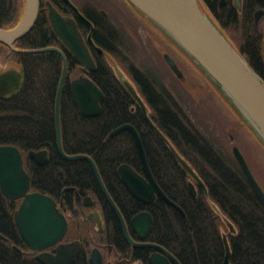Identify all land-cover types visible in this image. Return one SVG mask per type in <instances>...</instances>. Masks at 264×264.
Returning <instances> with one entry per match:
<instances>
[{"label":"trees","instance_id":"trees-1","mask_svg":"<svg viewBox=\"0 0 264 264\" xmlns=\"http://www.w3.org/2000/svg\"><path fill=\"white\" fill-rule=\"evenodd\" d=\"M226 1L227 5L222 6L220 0H200L203 6L212 9L215 16L208 14L228 40L263 77L262 35L254 26L252 14L255 9H264V0H242L241 9L234 7L232 0ZM23 10L24 4L10 6L0 1V27L15 26ZM144 18L167 40L160 41L163 50L172 57L171 52L185 59L195 70L191 78L187 77L191 85L198 83L214 92L211 87H215L214 84L200 67L164 31ZM44 19V14L39 13L32 29L17 39L14 46L18 49L59 47L52 33L46 32ZM113 41L118 40L114 38ZM135 49L131 41L128 44L121 42L111 56L97 59V68L89 76L104 93V99L100 113L95 116H84L74 102L70 80L78 74L77 61L63 50L67 60L60 101L64 151L92 157L127 223L141 210L150 212L153 222L148 240L165 247L181 264H223L224 234H227L230 244V264H264V207L233 153L234 164L200 131L170 90L154 76L152 68L140 69L137 66L132 57L135 54L134 57L138 58ZM149 59L151 64L155 63L154 59ZM0 61L18 64L22 73L18 91L0 94V145L12 144L19 148L24 168L30 176V190L51 196L58 206L62 196L66 203L77 201L81 194H91L102 209L106 222V229L100 235L103 236L100 238L102 249L121 259L123 264L130 256L142 258V264H149V249H132L125 242L118 219L102 194L88 161L66 160L58 153L55 104L62 57L52 50L16 52L0 42ZM162 62L168 67L164 58ZM117 68L132 82L145 102L152 122L200 176L207 192L184 169L167 140L146 119L139 103L119 78ZM124 123H131L138 131L154 178L184 214L159 198L143 204L132 197L122 184L118 173L122 163L143 173L132 134L124 130L110 136L113 129ZM245 126L262 144L252 129L247 124ZM41 149L48 151V161L38 165L27 154ZM190 180L196 185L195 196L188 188ZM20 201L6 197L0 190V234L5 237L0 238V263L42 264L33 254L26 252L29 248L19 233L16 213ZM229 223L234 231H230ZM106 231L110 241H106ZM12 245L20 247L23 252H17ZM87 252V248H82L71 264H87Z\"/></svg>","mask_w":264,"mask_h":264},{"label":"water","instance_id":"water-1","mask_svg":"<svg viewBox=\"0 0 264 264\" xmlns=\"http://www.w3.org/2000/svg\"><path fill=\"white\" fill-rule=\"evenodd\" d=\"M66 1L70 2L69 0ZM127 1L164 31L200 67L219 91L238 109L239 114L264 143V79L256 73L249 65L247 59L228 40L212 20L200 0ZM224 1L221 0V3H224ZM233 3L236 8L241 9L242 0H233ZM73 7L77 10L75 6ZM261 12L262 10L255 12L256 19H258ZM38 13L39 0H26L19 22L10 28L0 27V42L6 44L16 52L52 50L62 57V74L55 104L56 146L58 153L66 160L81 159L88 161L104 197L120 222L123 235L128 244L133 247L154 249L149 255L150 264H181L177 257L162 245L154 242L133 240L130 236L127 223L108 192L92 157L82 153L67 154L64 151L61 133L60 101L67 73L66 56L60 48L55 46L31 49H18L14 46V42L17 39L22 38L32 29ZM48 16L56 35L81 63V74L70 81V89L74 102L84 116H95L100 113L104 93L88 76L89 72L95 69L94 60L72 19L64 18L53 7H50ZM163 57L173 73L183 78V72L175 59L167 52H163ZM21 84L22 73L16 67H10L0 72L1 95L18 91ZM124 85L135 97L152 127L169 143L168 139L148 116L145 102L137 90L128 80L124 81ZM124 130L129 131L134 138L143 174L138 173L129 164L122 163L118 167L122 183L134 198L145 203H150L158 197L184 214L182 208L165 194L155 180L141 137L136 128L131 123H124L113 129L110 132V136H114ZM169 145L184 169L207 192L204 182L196 171L176 151L171 143ZM232 150L241 171L264 207V190L253 175L240 149L237 146H233ZM27 156L38 165H43L48 161V151L46 149L31 150ZM188 188L190 193L195 196L197 193L195 183L191 180L188 181ZM0 190L3 195L10 199H21L16 214L17 227L27 247L34 252L39 251L36 258L42 264H69L73 262L79 252V246L75 245V243L59 244L56 246V252L53 254L45 251L62 239L67 230L68 222L59 210L57 202L51 196L40 191L30 190V176L24 168L22 153L17 146L12 144L0 145ZM152 222L151 214L147 211H142L132 217L131 227L133 231L139 234L141 239H145L152 228ZM229 227L230 231L235 230L231 223H229ZM0 238L4 239L5 237L0 234ZM223 242L225 246L223 264H230L231 249L227 234L223 235ZM12 248L19 253L23 252L16 245H12ZM68 249L70 250L69 253H67ZM65 256L68 258L64 259ZM88 262L89 264H104L102 254L97 248L92 250Z\"/></svg>","mask_w":264,"mask_h":264},{"label":"flooded vegetation","instance_id":"flooded-vegetation-1","mask_svg":"<svg viewBox=\"0 0 264 264\" xmlns=\"http://www.w3.org/2000/svg\"><path fill=\"white\" fill-rule=\"evenodd\" d=\"M0 1L10 6H19L22 4H24L25 6V3H26V0H0ZM69 1L71 3L66 0H39V13L44 14L45 30L48 33L50 32L52 33V35L56 39V42L59 44L58 48H60L62 51L65 50L66 52L70 53L74 57V55L71 53L68 47H66L65 44L62 42V40L56 35V33L54 32L51 26V22L48 16L50 7H53L54 9H56V11L60 15H62L64 18L72 19L75 22L80 34L82 35V38L84 39L85 45L87 46L88 51L94 60L95 69L97 68V59L103 56H111L110 54L112 53V51H114L115 48H117V45L121 44V42H124V43L126 42L128 44V42L131 41L136 46H139L140 44H142L140 43V40H139L140 39V27L141 29L144 28L146 30V27L144 26H146L145 24H149L150 22L149 21L144 22V20H146L144 16L137 9H135L127 0H69ZM220 4L222 6H226L227 1L225 0L224 3H221V0H220ZM73 6H75L77 10H75ZM204 8L210 15L212 14L214 15V12L212 11L211 8H209V6L205 5ZM257 10H262L258 19L255 18V12ZM252 17H253L254 26L260 31L259 33L262 35V37H260V43L262 44L260 50L264 56V9L262 8L255 9L253 11ZM156 30H154L153 33L156 32ZM157 33H159V31ZM114 38L118 40L115 43L113 41ZM149 38H151L149 39V43L152 45V46L150 45L152 49L159 50L163 57L162 46L160 44V40L158 39V43H157L155 38L154 39L152 37H149ZM49 46H54V45H49ZM76 61H77L76 66H77L78 74L72 79L78 77L81 74V70H80L81 63L77 59ZM262 68H263L262 71L264 74V64L262 65ZM94 70H91L88 76ZM1 71L3 70L1 69L0 72ZM262 78L264 79V76ZM124 81H123V84H124ZM130 83L132 84V82ZM73 189H75V187H73ZM126 190L128 191L127 188ZM138 201L146 205L153 202L152 201L150 203H145L140 200ZM59 210L63 213L64 217L66 218L68 222V227L62 239L59 242H57L54 246L47 248L45 250L46 252L53 254L56 252L55 248L57 245L75 243V245L79 246V252L75 256L73 262L80 254L82 248H87L88 252L86 256V261H87V264H89L88 262L89 256L92 250L94 248H97L102 254V261L104 264H123L121 259L114 258V256L110 255L109 253H106L102 249L103 246H102V242L100 241V238L103 236H100V235L106 229V222L104 219L102 209L98 207L95 198L91 194H88V193L83 194V195L81 194L78 197L77 201L66 202V203H64V199L62 196L59 201ZM142 211H147V210H141L139 212H142ZM119 225H120V222H119ZM127 226H128L130 236L133 238V240L152 242L148 240L149 234L147 235L145 239H141L139 234L133 231L131 227V220L129 223H127ZM122 236L125 242L128 244V242L126 241L123 235V232H122ZM106 241H110L108 233L106 234ZM129 246L132 249H145L146 248V247H133L131 245ZM69 249L67 250V253L70 252ZM146 249L150 250L148 257H147L148 263L150 264L149 255L154 251V249L152 248H146ZM26 252L33 254L34 257L36 258V255L39 251L34 252L29 248L28 250H26ZM67 258H68L67 256L64 257V259H67ZM141 259L142 258H139V257L132 258L130 256L126 258V261L124 264H142Z\"/></svg>","mask_w":264,"mask_h":264},{"label":"rangeland","instance_id":"rangeland-1","mask_svg":"<svg viewBox=\"0 0 264 264\" xmlns=\"http://www.w3.org/2000/svg\"><path fill=\"white\" fill-rule=\"evenodd\" d=\"M144 22L148 21L144 20ZM149 24H145L146 30L140 27V39H138L142 44L136 46L132 43L134 47L136 46L135 52L138 54V58L134 57L135 54L132 55L133 60L137 61V66L140 69H144L145 67L152 68L154 76L170 90L173 97L183 106L188 116L200 131L205 133L215 147L228 157L233 164L232 148L233 146H237L244 155L253 175L264 190V145L255 138L253 133L245 126L246 124L243 120L237 117L236 111L238 109L234 108L232 103L215 87L211 86L214 90L212 92L204 86H199L198 83H196V86L191 85L187 77L190 76L191 78V74L195 70L184 61L185 59L170 51L173 58L181 66L183 73L186 75L185 78L178 77L169 67L165 66L162 62L161 52L152 49V45L149 43V39L151 38L149 37L155 38L157 43L158 39L166 42L167 40L160 33H157V28L150 24L151 27ZM154 30L156 32L153 33ZM163 52L165 51H162V54ZM149 57L154 59L155 63L151 64ZM10 67L19 68V65L12 62L6 63L0 61V68ZM117 70L119 78L122 81L127 80L119 72L118 68Z\"/></svg>","mask_w":264,"mask_h":264}]
</instances>
